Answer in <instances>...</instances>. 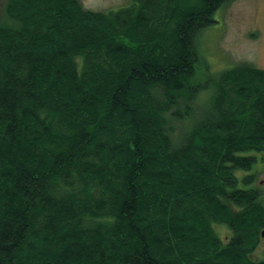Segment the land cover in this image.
I'll list each match as a JSON object with an SVG mask.
<instances>
[{
  "label": "trees",
  "instance_id": "1",
  "mask_svg": "<svg viewBox=\"0 0 264 264\" xmlns=\"http://www.w3.org/2000/svg\"><path fill=\"white\" fill-rule=\"evenodd\" d=\"M227 1H7L0 264H264V69L199 44Z\"/></svg>",
  "mask_w": 264,
  "mask_h": 264
},
{
  "label": "rangeland",
  "instance_id": "2",
  "mask_svg": "<svg viewBox=\"0 0 264 264\" xmlns=\"http://www.w3.org/2000/svg\"><path fill=\"white\" fill-rule=\"evenodd\" d=\"M0 0V23L6 20V4ZM85 9L95 12L118 10L130 5L131 0H79ZM217 23L207 28L200 37L201 53L213 74L238 65H253L264 69V0H228L215 13ZM259 180L264 182V174ZM223 238L228 229L216 227ZM264 241L257 251L261 255Z\"/></svg>",
  "mask_w": 264,
  "mask_h": 264
}]
</instances>
